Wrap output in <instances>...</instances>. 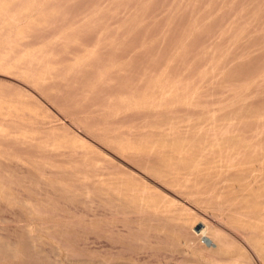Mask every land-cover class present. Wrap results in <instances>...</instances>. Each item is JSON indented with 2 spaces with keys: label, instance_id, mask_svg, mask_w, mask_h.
Instances as JSON below:
<instances>
[{
  "label": "rangeland",
  "instance_id": "rangeland-1",
  "mask_svg": "<svg viewBox=\"0 0 264 264\" xmlns=\"http://www.w3.org/2000/svg\"><path fill=\"white\" fill-rule=\"evenodd\" d=\"M0 264H264V0H0Z\"/></svg>",
  "mask_w": 264,
  "mask_h": 264
},
{
  "label": "bare ground",
  "instance_id": "bare-ground-1",
  "mask_svg": "<svg viewBox=\"0 0 264 264\" xmlns=\"http://www.w3.org/2000/svg\"><path fill=\"white\" fill-rule=\"evenodd\" d=\"M38 213V212H37Z\"/></svg>",
  "mask_w": 264,
  "mask_h": 264
}]
</instances>
